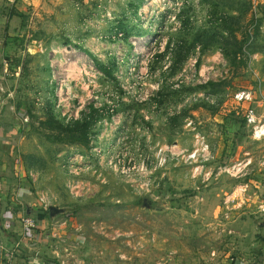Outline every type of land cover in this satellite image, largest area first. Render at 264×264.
<instances>
[{"label": "rangeland", "instance_id": "rangeland-1", "mask_svg": "<svg viewBox=\"0 0 264 264\" xmlns=\"http://www.w3.org/2000/svg\"><path fill=\"white\" fill-rule=\"evenodd\" d=\"M13 1L0 0V165L17 158L14 211L47 225L31 264L256 258L264 0H29L7 37ZM91 115L86 143L55 139L51 121Z\"/></svg>", "mask_w": 264, "mask_h": 264}, {"label": "crops", "instance_id": "crops-1", "mask_svg": "<svg viewBox=\"0 0 264 264\" xmlns=\"http://www.w3.org/2000/svg\"><path fill=\"white\" fill-rule=\"evenodd\" d=\"M24 1V2H23ZM14 1L12 2V7L10 8V13L8 16V20L5 26V36L11 37L13 32L10 31V22L23 18L25 16L24 14V8L29 5V0H22L21 6L22 8L18 7L17 5H14ZM28 3V4H27ZM22 15V16H20ZM22 21V20H21ZM22 23V22H21ZM14 36V35H12ZM8 41V40H4ZM7 128V127H6ZM5 128V129H6ZM19 129V128H18ZM18 129H15V131L12 130V132L8 135L9 137V154L10 156H14L13 153V147L14 142L17 140L18 136L22 132L21 130L18 131ZM7 130V129H6ZM17 158L12 162L8 163L5 161L2 165H0V243H3L5 246V249H0V264H4L3 261L7 262L8 264H31L33 260L31 258L34 257V253L30 252L29 250V237L31 242L37 240V239H44V236L46 235L45 230L47 228L46 222L38 220L39 218L35 217L36 222L38 221V226L40 230H34L30 235L26 232V230L23 227L22 224V218L24 216L20 215L19 213L15 212L14 209L17 205V200L19 199L16 195L17 193H20V190L13 189V183L18 185V188L22 187V184L19 178H22L20 173V168L18 169L16 166ZM19 180L20 182L18 183ZM23 182V181H22ZM14 196L10 198V196ZM10 198V199H9ZM28 198V196H27ZM11 199L14 200L11 207H4L3 205H6L8 201ZM26 201V199H25ZM23 204L22 202H20ZM27 203V202H26ZM264 229V228H262ZM39 237V238H38ZM16 242L21 243V246H23V249L21 247L19 249H14V244ZM9 246H13V248H10ZM257 247V256L251 261L246 262L245 264H264V230L260 234V239L256 243ZM45 246H42L41 251L37 253V255L44 257L45 256ZM44 252V253H43ZM16 255V256H15ZM46 255L47 252H46ZM6 258H10L9 261ZM14 261H13V260Z\"/></svg>", "mask_w": 264, "mask_h": 264}, {"label": "trees", "instance_id": "trees-1", "mask_svg": "<svg viewBox=\"0 0 264 264\" xmlns=\"http://www.w3.org/2000/svg\"><path fill=\"white\" fill-rule=\"evenodd\" d=\"M22 16V15H20ZM101 71L105 75H109L110 73L107 71L105 67H101ZM95 113V111L93 112ZM91 116H87L84 121H75L70 126H63L58 124L57 122L51 121L50 123L54 125L57 129H59L62 133L64 138L55 136V139L60 142L70 143V144H84L88 140V130L89 126L91 125ZM13 248V246H9ZM23 249V246H21Z\"/></svg>", "mask_w": 264, "mask_h": 264}, {"label": "built area", "instance_id": "built-area-1", "mask_svg": "<svg viewBox=\"0 0 264 264\" xmlns=\"http://www.w3.org/2000/svg\"><path fill=\"white\" fill-rule=\"evenodd\" d=\"M235 99L239 102L243 101H250L252 100V93L251 92H238L235 95ZM247 122L248 124L255 125L257 123V118L253 110L249 111L247 114ZM255 135L259 138L264 137V125L256 126L255 128ZM22 224L26 232L30 235L37 227V222L32 219L30 216H24L22 218ZM21 247V243L16 242L14 244V249H19ZM0 249L4 250L5 246L3 243H0Z\"/></svg>", "mask_w": 264, "mask_h": 264}, {"label": "water", "instance_id": "water-1", "mask_svg": "<svg viewBox=\"0 0 264 264\" xmlns=\"http://www.w3.org/2000/svg\"><path fill=\"white\" fill-rule=\"evenodd\" d=\"M57 213H59V210L54 208V207H51L50 208V215L53 217L54 215H56ZM29 215V211L27 213ZM261 227L264 228V222H262L261 224Z\"/></svg>", "mask_w": 264, "mask_h": 264}]
</instances>
